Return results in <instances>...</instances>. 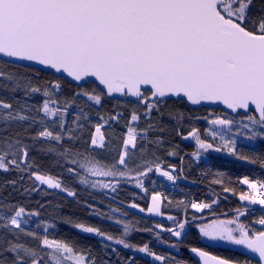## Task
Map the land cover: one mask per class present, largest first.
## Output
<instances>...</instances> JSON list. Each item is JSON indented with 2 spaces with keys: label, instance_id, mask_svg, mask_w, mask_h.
<instances>
[{
  "label": "snow or ice",
  "instance_id": "1",
  "mask_svg": "<svg viewBox=\"0 0 264 264\" xmlns=\"http://www.w3.org/2000/svg\"><path fill=\"white\" fill-rule=\"evenodd\" d=\"M0 57L11 58L9 62L41 66L20 65L36 78L42 69H50L75 82L76 90L61 106L53 99L62 91L59 79L46 82L42 88L32 83V76L22 77L0 70V86L9 89V84L3 82L12 81L14 86L10 90L13 92L23 89L26 96L42 92L45 97L42 105L35 108L36 115L32 114V108L19 101L14 107L12 103L0 100V121L5 124L25 122V131L31 129L34 133L29 136L33 144L47 143L49 147L41 151L62 158L69 165L66 168L69 176L78 177L79 183L92 188L116 190L118 181L116 184L90 181L89 177H126L138 140L155 130L150 122L148 127L138 128L141 115L150 121L153 112L162 113L170 98L191 105L220 103L233 113L240 110L245 114L254 112L245 116L246 122L241 121L240 127L247 130L243 135L248 141L264 140V0H0ZM90 78H94L92 87H89ZM116 96L134 98V106L125 119L121 150L110 162H103L106 158H98L101 154L97 152L109 145V137L103 129L109 122L119 121L123 114L99 117L101 122L89 132L83 151L76 147L80 140L77 131L83 129L84 125L79 121L81 118L87 120V114L80 109L73 120L76 128L66 127L65 118L77 99H84L91 106H102L107 98ZM128 103L133 104V101ZM176 118L183 119V114L176 113ZM209 123L217 127L209 129L205 135L211 141L219 139V146L202 138L195 128L182 136L195 141L197 151L192 156L196 160L201 152L226 150L238 160L256 162L237 151V141L233 137L242 133L239 129L232 133L236 121L216 117ZM226 133H232V136L226 138ZM162 142L159 138L156 140L157 144ZM168 154L176 155L174 151ZM28 158L29 145L18 138L8 139L0 145V171L7 172L13 167L20 171L28 169L30 177L40 185L66 192L70 197L76 196L75 191L56 177L31 171L33 166L28 163ZM133 170L140 188H143V181L139 177L147 176L153 170L168 180L176 179L171 171L163 170L159 164L155 169L137 165ZM213 182L222 181L216 179ZM240 183L247 185L249 191L241 192L239 200L248 205H259L261 215L245 223L240 217L246 216L249 209L236 208V215L231 219L197 225L199 235L209 241L244 246L264 262V180L244 176ZM224 191L230 189L224 188ZM161 200L160 194H153L147 212L161 214ZM129 207L139 208V205L132 203ZM191 207L202 211L212 205L192 203ZM139 211L145 209L139 208ZM36 215L39 214L27 212L22 206L0 205V227L40 242V251L7 242L0 246V264H108L103 256H93L90 249L49 239L47 235L41 238L27 231L25 216ZM168 219L176 222L175 226L163 230L184 244L181 237L186 238L187 221L177 222L173 216ZM64 223L124 248H135L160 264H189V259L194 257L199 258L194 264H239L187 244L185 250L192 254L189 258L158 255L148 244L137 247L85 222L67 218ZM116 223L123 222L117 220ZM52 227L55 224H46L45 232ZM129 230L130 226L124 223L123 235L127 236ZM171 247L178 248V245Z\"/></svg>",
  "mask_w": 264,
  "mask_h": 264
},
{
  "label": "trees",
  "instance_id": "2",
  "mask_svg": "<svg viewBox=\"0 0 264 264\" xmlns=\"http://www.w3.org/2000/svg\"><path fill=\"white\" fill-rule=\"evenodd\" d=\"M0 70L22 77L32 76V83L42 88L46 82L59 79L62 91L57 93L53 99H57L61 106L76 90L74 84L43 71L40 72L39 78H36L34 73L25 72L24 67L2 61H0ZM3 83L9 84L10 87L5 89L0 86V100L12 103L14 107L19 101L21 104H26L32 108V114L36 115L35 108L40 107L45 99L42 92L26 96L23 89L16 92L10 90L14 86L12 81ZM92 86L94 84L89 82V87ZM117 101H122V103L118 104ZM128 101V98L123 100L107 98L102 106H91L90 102L77 99L75 105L69 108V114L65 118L66 127L76 128L73 120L79 115L80 109H83L88 116L87 120L81 118L79 121L84 127L77 131L80 140L76 147L80 151L87 147L85 141L88 140L89 132L94 130L93 126L101 122L99 117L122 113L119 121H111L103 129L105 135L109 137L108 147L97 150L101 154L98 158L103 157L106 158L103 162H110L112 157H115L121 150L120 138L124 131L125 119L134 106V102L129 104ZM176 113H182L183 119L178 120ZM252 114L251 112L248 115ZM39 115L42 116L43 114L40 113ZM245 116L243 114L232 116L209 107L194 108L185 102L179 103L173 99H169L162 113L153 112L150 121L141 115L138 128H146L150 122L155 126V130H150L147 136L138 140L137 147L133 150L132 160L129 163L128 175L126 177H89L90 181L100 180L112 184H116L118 181L115 191L92 188L90 185L79 183L78 177H70L66 171L69 165L62 158L54 153L41 151L42 148L49 147L47 143L37 142L33 144L29 136L34 133L31 129L28 132L25 131L27 127L25 122L5 124L0 121V145H3L8 139H20L22 143L29 145L28 163L33 166L31 171L52 175L59 179L64 186L76 192L75 197H70L66 192L49 189L46 185L35 182L34 178L30 177L28 169L20 171L13 167L7 172L0 171V205H6L10 208L22 206L27 212L38 213L39 215L36 216H25L27 224L24 227L27 231L34 232L41 238L47 235L49 239L64 240L75 243L78 247L90 249L93 256L97 258L103 256L108 264H129V261H134V264H160V262L154 261L145 253L136 251L135 248H124L122 245H117L113 241H106L94 234L82 233L64 223L65 219L71 218L73 221L85 222L99 227L102 231L116 238H123L127 243L137 247L148 244L149 248L158 255L189 258L192 254L185 250L184 245L187 244L201 247L211 255L238 261L239 264H254L242 250L220 241H209L207 238L201 237L197 226L211 224L216 219H231L236 215L234 214L236 208H247L238 200L240 193L247 190V187L240 183L244 176H248L250 179L264 180V167H262V163H264V140L257 138L248 141L245 139L243 133L247 130L240 127L241 121L246 122ZM216 117H226L236 121L232 133H235L237 129L242 133L233 137L237 141V151L249 156L256 161L255 163L238 160L226 150L220 151V155H209L207 159L199 158L196 160L192 156V153L197 151V146L193 142H185L182 136H187L188 132L195 128L200 131L202 138L219 146L221 143L219 139L211 141V138L205 135L209 129L217 127L209 123ZM48 122L51 123V120L49 119ZM161 128L164 129L163 132L159 131ZM178 132L181 135H178ZM232 133H226V138L231 137ZM158 138L163 142L157 144ZM173 151L176 155L170 156L168 153ZM157 164L163 170L168 167L179 168L178 179L183 185L188 186L192 197L198 200H206L212 207L202 211L192 209L191 205L185 203L181 196L173 195L167 191L169 182L155 170L149 172L147 176L139 177L143 181V188L137 187L136 172L133 169L137 165L151 166L155 169ZM216 179H220L222 182L214 183L213 181ZM224 188H228L230 191L225 192ZM144 189L145 192H143ZM160 190H166L167 193L165 192L163 195ZM153 194L162 195V214L165 215V218L146 217L130 209L129 206L132 203L147 209ZM113 209H118V211L113 212ZM260 215L261 212L255 215L248 213L246 216L240 217V220L250 223ZM168 216L176 217L177 222L187 221L191 223L185 226L186 238L181 237L184 244H180L177 238L163 230L175 226L176 222L169 220ZM117 220L123 223L117 224ZM124 223L130 226L127 236L123 235ZM46 224H55V227L48 228L45 232ZM156 225L161 227L157 228ZM256 227L259 226L256 225ZM7 242L24 244L40 251L39 240L22 233L6 232L0 227V246H4ZM172 244H177L178 248L171 247ZM41 255H44L43 251H41ZM195 261H198L196 257L189 259V264H194Z\"/></svg>",
  "mask_w": 264,
  "mask_h": 264
},
{
  "label": "water",
  "instance_id": "3",
  "mask_svg": "<svg viewBox=\"0 0 264 264\" xmlns=\"http://www.w3.org/2000/svg\"><path fill=\"white\" fill-rule=\"evenodd\" d=\"M11 60V58H7V57H0V61L8 63V64H14V65H28L30 68H40L41 66L39 65H35V64H29V62H9ZM41 71L46 72V73H50L53 74L55 76H59L61 78H63L64 80L70 82L71 84L75 85V82L71 81V78L66 77L63 74H58V73H54L53 70L50 69H42ZM89 82L93 83L94 82V78H90ZM94 84V83H93ZM111 99H118V100H123L125 99V97H120V96H116L114 98ZM128 99L132 100L134 102V98L128 97ZM175 100V98H170ZM186 103V102H185ZM187 105H189L190 107H209L212 109H216V110H221L229 115H237V114H243V115H248L249 113L245 114L243 110H240L239 113H233L230 109H227L223 104L220 103H208V102H204L200 105H191L186 103ZM253 114H255L254 112H252ZM248 256L249 258L255 263V264H264V262L260 261L258 254L251 252L249 249L245 248L244 246L241 248ZM211 255V254H210ZM197 260H199L198 257H196Z\"/></svg>",
  "mask_w": 264,
  "mask_h": 264
},
{
  "label": "rangeland",
  "instance_id": "4",
  "mask_svg": "<svg viewBox=\"0 0 264 264\" xmlns=\"http://www.w3.org/2000/svg\"><path fill=\"white\" fill-rule=\"evenodd\" d=\"M185 142H193V143H195V141H194L193 139H191V138L185 139ZM209 155H220V152H215V151H211V150H209L208 152H201L200 158H202V159H207V157H208ZM160 176H161V175H160ZM162 177H163V178H166V177H164V176H162ZM166 180H167V182H170V181H171V180H168L167 178H166ZM245 186L247 187V185H245ZM161 198H162V197H161ZM238 200H239V199H238ZM239 202H240L243 206L248 207V208H253V209H254V208H260L259 205H248L247 202H245V201H240V200H239ZM150 203H151V201H150ZM162 206H163V200H161V214H159V215L154 214V213H148V212H147V209H145L144 212H141V211H139V208H141V207H139V208H131V207H130V209L133 210V211H135V212H137V213H140V214H142V215H144V216H146V217L163 219V218H165V217H164L165 215L162 214Z\"/></svg>",
  "mask_w": 264,
  "mask_h": 264
}]
</instances>
